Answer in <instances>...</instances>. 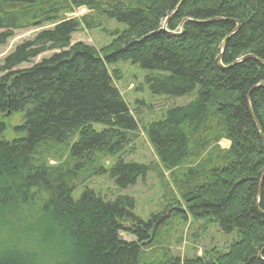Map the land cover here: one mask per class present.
Here are the masks:
<instances>
[{"label":"trees","instance_id":"1","mask_svg":"<svg viewBox=\"0 0 264 264\" xmlns=\"http://www.w3.org/2000/svg\"><path fill=\"white\" fill-rule=\"evenodd\" d=\"M180 1L0 0V47L15 31L52 26L0 66V264H264V0ZM82 8L92 15L67 18ZM96 28L109 44H70ZM119 62L147 71L152 96L194 94L142 128L173 188L146 221L134 198L84 186L106 176L124 190L149 171L119 157L139 129L108 70ZM7 112L20 115L12 140ZM166 212L233 239L174 256Z\"/></svg>","mask_w":264,"mask_h":264},{"label":"rangeland","instance_id":"2","mask_svg":"<svg viewBox=\"0 0 264 264\" xmlns=\"http://www.w3.org/2000/svg\"><path fill=\"white\" fill-rule=\"evenodd\" d=\"M85 15H92L85 9L75 10L72 14L67 15V18H79ZM100 24L107 29L124 27L116 24L113 20H106L100 17ZM52 26H43L42 28H31L27 30L15 31L12 37L7 40L5 45L0 47V66L6 56H8L16 46L21 43L31 40L42 30L51 29ZM111 41V37L103 33L99 28L92 30L81 29L79 32L72 35L70 44L83 43L87 46L100 49ZM52 52H46L32 61L38 63L42 59L48 58ZM28 65H22L18 69H25ZM108 70L118 71L119 79L113 81L114 87L119 91L123 100L128 106L132 115L134 109L138 112L135 117L139 121V129L134 133L135 138L121 156L125 162H136L146 165L149 168L147 174L139 179L137 183L128 189H117L112 181L108 180L106 176L92 177L86 180L84 186L94 190L99 196L104 199L112 200L118 195H128L134 198L136 203L135 215L146 221L153 213H164V207L168 204L173 194L172 186H165L170 182V175L168 172H163V176L159 171V162L153 151V148L148 143L142 128L152 121L160 120L168 110L174 107H181L193 100L194 94L185 95L182 97H166V96H152L147 86L144 84V77L147 71L141 70L138 66L131 65L129 62H119L116 65L109 66ZM10 128L4 133L6 140H12L18 136L11 130L14 126L20 123V115H9L6 119ZM100 129V127H98ZM221 147H226L225 143L220 144ZM61 161L48 159L49 165H56ZM115 159H105L102 163L106 168L113 165ZM81 188H77L73 196L77 198L80 194ZM176 194V193H175ZM171 214L166 212L167 219ZM166 238L169 242L168 250L174 256L180 258L190 257L194 253L200 254V249L207 247L222 248L228 245L233 236H223L217 232L215 228H210L208 231H203V225L200 223H191L190 221L182 222L176 218H170L169 224L166 225ZM120 238L125 242L135 241V238L126 234L120 233ZM158 247V246H157ZM196 250V251H195ZM152 251L151 249L148 250ZM151 259V258H150ZM149 259V260H150Z\"/></svg>","mask_w":264,"mask_h":264},{"label":"water","instance_id":"3","mask_svg":"<svg viewBox=\"0 0 264 264\" xmlns=\"http://www.w3.org/2000/svg\"><path fill=\"white\" fill-rule=\"evenodd\" d=\"M181 2H182V0L180 1V3H179V5L181 4ZM179 5L177 6V8L179 7ZM184 22H190V20H184L181 24H180V28H182V24L184 23ZM209 22H212V21H206V22H196V23H209ZM166 23H167V20H166V22H165V24H164V26L163 27H165V25H166ZM238 27H239V25L237 24V28L235 29V30H237L238 29ZM10 114V112H7L6 113V116H8Z\"/></svg>","mask_w":264,"mask_h":264}]
</instances>
